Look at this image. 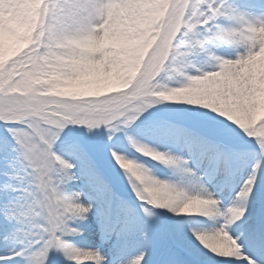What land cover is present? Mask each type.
Here are the masks:
<instances>
[{"label":"snow or ice","instance_id":"snow-or-ice-1","mask_svg":"<svg viewBox=\"0 0 264 264\" xmlns=\"http://www.w3.org/2000/svg\"><path fill=\"white\" fill-rule=\"evenodd\" d=\"M0 264H264V0H0Z\"/></svg>","mask_w":264,"mask_h":264}]
</instances>
